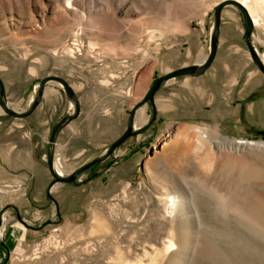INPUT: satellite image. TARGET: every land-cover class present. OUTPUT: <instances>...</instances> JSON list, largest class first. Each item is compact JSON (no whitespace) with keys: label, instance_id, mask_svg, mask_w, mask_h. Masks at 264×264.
<instances>
[{"label":"rangeland","instance_id":"obj_1","mask_svg":"<svg viewBox=\"0 0 264 264\" xmlns=\"http://www.w3.org/2000/svg\"><path fill=\"white\" fill-rule=\"evenodd\" d=\"M222 1L0 0L7 103L27 110L48 76L72 87L80 114L55 146L56 171L70 173L124 132L129 111L158 77L207 57ZM246 2L264 62V0ZM221 17V49L204 78H177L155 94L178 106L159 113L168 128L129 139L118 158L58 193L57 209L49 200L47 211L21 213L31 228L0 264H264V100L249 104L246 123L235 105L264 92V76L245 46L239 12L226 7ZM185 100L193 106H180ZM56 107L44 108L51 123L42 151L53 124L74 109L66 96ZM143 107L150 123L152 109ZM0 118L9 117L0 109ZM116 161L129 168L119 185L105 172Z\"/></svg>","mask_w":264,"mask_h":264},{"label":"crops","instance_id":"obj_2","mask_svg":"<svg viewBox=\"0 0 264 264\" xmlns=\"http://www.w3.org/2000/svg\"><path fill=\"white\" fill-rule=\"evenodd\" d=\"M223 28L224 27L221 23L217 52L212 65L216 61L221 49V43L223 40L222 36L224 32ZM206 72L201 76L185 77V79L189 78L201 80L204 78ZM163 86H166V84ZM199 92H201V89H199ZM62 96L65 97V94L60 90L58 85L48 84L45 88L41 105L38 106L30 116L25 119L0 118V236L3 237V242L1 243L2 248H0V262L3 257H5V250L8 251V249H12L18 235H26L27 227L25 228L24 225L20 223L18 216L21 217V213L26 214L31 211H38L41 213L49 209L47 206V202H49L47 194L51 183V175L46 164V152L48 145H46L45 151H42V149L45 146V139L49 132L51 118L50 116L48 118H44V108L47 109L48 113H51V110H53L61 101ZM32 99L33 98H31L29 105ZM154 100L155 112L157 115L156 119L150 126H148V123L144 124L143 126H146L147 129L140 135L134 137V140H137V138L141 137L142 134H148V136H150L157 129L160 130L161 133L164 132L168 127L163 125L164 122L160 120L159 113L172 111L178 108V106L176 104H172L171 101L167 102L166 100L164 103H161L163 100H159L157 95H155ZM262 100H264V92L261 94L251 92L245 99L236 101L235 105L240 106L241 122L242 119L244 120L242 123H246L244 113L249 104ZM245 101L247 102L243 105V102ZM185 102V105L180 106L185 107V109L193 106V103L188 104L187 100H185ZM186 114H188V111H186ZM64 115L65 113L63 116ZM61 118L59 117V119L53 124L52 128ZM8 120H15L16 122H9ZM76 120L77 119L67 124L58 133L56 146L58 145L57 142L60 140L61 136L68 134L73 130L76 125ZM119 152L120 151L115 153V158L119 157ZM55 154L57 158H61L60 153L55 152ZM134 157H136V154L132 158L135 159ZM124 166L125 165H118L116 161L105 171L106 173H109V181L111 183L119 185L128 181L127 177L129 176V168ZM71 187L78 186L72 184H55L51 187L49 193L51 197L58 202V197L56 195L58 193L62 195L63 191L65 192ZM51 211L52 210H49L47 212V218L51 216Z\"/></svg>","mask_w":264,"mask_h":264},{"label":"water","instance_id":"obj_3","mask_svg":"<svg viewBox=\"0 0 264 264\" xmlns=\"http://www.w3.org/2000/svg\"><path fill=\"white\" fill-rule=\"evenodd\" d=\"M226 7H233L235 8L242 19L243 28H244V43L248 50V53L250 55V58L252 62L257 67V70L264 76V62L262 60L260 52L255 48L252 42V37L254 33V25L253 21L245 7H243L240 3H238L235 0H224L221 3L217 4V6L213 10V27L209 35V49H208V55L206 59L203 62L195 63L193 65L184 66L181 68H178L176 70H173L163 76L158 77L145 96L142 98L141 101L136 103L132 109L128 113L127 121H126V127L124 132L111 144L109 147L104 151L102 155L99 157L81 165L80 167L74 169L72 172L67 173L65 175H60L55 168L56 163H58V158L55 154V146H56V138L58 133L70 122L77 119L80 114V105L78 98L73 91L72 87L62 78L57 76H48L39 81L36 95L32 99L29 107L25 111H17L13 109L6 101V94H5V86L0 78V109L2 113L9 118L13 119H25L28 116H30L36 108L41 104L43 94L45 91V88L50 83H55L59 85L65 94V96L73 103L74 109L72 113H67L64 117H62L56 125L52 128L48 142H47V152H46V164L49 170V173L51 175L52 181L49 185L48 189V199L51 200L56 209H57V202L51 197L49 190L51 187L55 184H72L79 186L82 181H80L81 175L89 170H92L95 166L105 162L109 158L112 159V161L115 159L114 153L115 151L120 148L123 144H125L129 139L134 138L138 135H140L146 126L135 128L134 123L136 119V112L139 108L143 107L144 105L149 104L152 109V116L150 123H148V126L151 125L153 121H155L156 112H155V94L158 92V90L166 83L170 82L171 80H175L177 78H185V77H198L203 75L212 65L216 52L218 47V40H219V33H220V24H221V13L224 8ZM247 101L243 102V105L246 104ZM243 111V108H242ZM242 122L244 120L242 119ZM96 176V175H94ZM57 214H59L57 212ZM18 220L21 224H23L27 228H31L28 226L21 217L18 216ZM41 228V227H39ZM38 230V229H35Z\"/></svg>","mask_w":264,"mask_h":264},{"label":"bare ground","instance_id":"obj_4","mask_svg":"<svg viewBox=\"0 0 264 264\" xmlns=\"http://www.w3.org/2000/svg\"><path fill=\"white\" fill-rule=\"evenodd\" d=\"M235 1H237L238 3H240L243 7H245V9H247V11H248V13H249V15H250V17H251V19H252V21H253V25L255 24H257V21H256V19L253 17V15H252V13H251V10H250V8H249V6L247 5V2H246V0H235ZM254 25V26H255ZM206 58H204L201 62H203L204 60H205ZM145 106V105H144ZM145 107H141V108H139L138 110H137V112H136V120H135V126L136 127H140V126H142V125H144V123L146 122V119H147V116H146V114H145ZM237 144L239 145V146H241V145H244V146H252L253 144H251V143H246V142H244V141H241V142H237ZM173 247H175V244L172 242V241H170L169 242V246H168V249H172Z\"/></svg>","mask_w":264,"mask_h":264}]
</instances>
